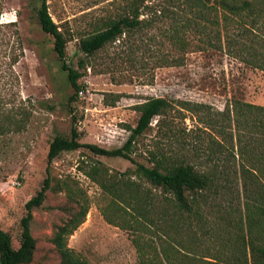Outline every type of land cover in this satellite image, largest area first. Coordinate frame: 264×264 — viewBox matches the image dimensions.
Returning a JSON list of instances; mask_svg holds the SVG:
<instances>
[{
  "label": "rangeland",
  "instance_id": "374dc122",
  "mask_svg": "<svg viewBox=\"0 0 264 264\" xmlns=\"http://www.w3.org/2000/svg\"><path fill=\"white\" fill-rule=\"evenodd\" d=\"M47 1L53 19L68 38L67 64L82 73L78 91L71 85L68 71L62 68L54 37L38 21L36 8L41 2L0 0V123L4 126L0 130V228L11 234L15 247L20 245L26 203L47 177L50 141L56 135L70 137L72 127L76 126L82 142L120 147L130 135L128 125L137 124L140 113L135 106L151 97L208 105V119L213 114L219 121L213 126L206 123L204 112L192 114L174 109L168 120L173 121L177 138L185 135L186 130L198 145L217 139L224 141L228 146L231 185L243 194L241 164H247L242 155L244 144L247 139L254 141L256 160L263 162L264 133L250 129V113L244 116L245 124L239 126L234 105L242 101L264 106V70L255 62L257 51H264V0H256L257 8L263 12L247 16L258 19L255 27L247 29V36H240V40L224 36L220 46H198L196 38L195 45L187 51L172 49L173 55L183 59L176 65L162 63L163 54L169 50L165 41L163 47L157 44L162 39L159 27L165 26L164 22L135 34L132 48L117 40L95 55L83 52L81 37L124 12L127 0ZM165 1L147 0L146 4ZM229 31L238 35L237 24L232 23ZM224 117L222 133L219 126ZM159 119L160 116L153 119L152 129L140 138L133 154L137 161L147 165L151 164L149 150H154L157 143H176L169 127L161 126ZM166 129L169 136L164 137ZM198 160L199 167H210L204 158ZM95 163H104L116 177L141 182L151 189L135 174L136 164L132 160L97 155L86 147L62 152L52 164L54 182L68 180L76 192L74 199L81 203L86 200L90 206L86 220L68 237V244L90 264H139L130 230L108 221L104 210L115 220L121 212L126 217L129 214L111 204L112 197L85 172ZM259 166L262 164H256L254 176L264 180ZM224 168L218 164L217 171ZM151 190L160 193L159 189ZM67 202L70 197L66 190L50 189L42 206L34 208L31 230L37 249L34 260L28 264H60L51 237L69 217ZM156 234L150 232L147 236L159 242Z\"/></svg>",
  "mask_w": 264,
  "mask_h": 264
},
{
  "label": "trees",
  "instance_id": "16d2710c",
  "mask_svg": "<svg viewBox=\"0 0 264 264\" xmlns=\"http://www.w3.org/2000/svg\"><path fill=\"white\" fill-rule=\"evenodd\" d=\"M39 1L40 6L36 8L38 21L42 29L54 37V49L62 61V68L68 71L69 81L78 91V79L82 73L67 64L68 38L53 19L48 1ZM146 1L127 0L124 12L81 37L83 52L88 56L95 55L107 44L117 40L122 46L132 48L135 34L157 22H164L165 26L159 27L163 40L157 44L163 47L166 42L169 50L163 54L162 63L181 64L183 59L173 55L172 49L187 51L195 45L196 38L198 46H220L218 44L224 36H230L231 40L232 35L233 40H240V36H247L250 26L255 27L258 23L257 17L249 18L248 14L263 12L262 8H257L256 0H166L165 4L159 2L157 5L146 4ZM142 7L148 10L144 11ZM145 14L147 16L142 17ZM232 23L237 24L238 35L229 31ZM153 40L156 41L157 36ZM256 55L257 66L264 70V51H257ZM234 106L239 126L245 124L244 116L250 113L253 115L250 129H259L264 133V106L242 101ZM135 107L140 113L137 124L128 125L130 135L120 147L105 148L97 143L82 142L76 126L72 127L70 137L56 135L50 141L47 177L41 189L26 203L27 212L21 220L19 247L14 246L11 234L0 228L2 264H28L34 260L37 239L31 230L33 211L35 207L42 206L50 189L57 192L66 190L70 197V202L66 203L69 217L56 227L51 237L59 253L60 264H90L68 244V237L86 220L90 206L86 200L81 203L74 199L76 192L68 180L56 179L54 182L52 174L55 158L64 151L83 147L97 155L132 160L136 164L134 172L138 178L149 183L151 189L160 190L159 194H155L141 182L116 177L109 173L104 163H95L85 170L112 197L111 204H116L129 214L126 217L121 212L115 220L104 210L108 221L130 230L139 253V264H264V180L261 176H254L257 163L262 164L259 168L261 173L264 172V153L263 162H257L252 148L254 141L244 138L246 142L242 155L247 164H241L244 180L242 194L231 185L226 151L228 146L224 141H203L198 145L197 140L186 130L185 135L177 138L171 125L173 121L168 120L174 109L182 112L187 110L192 114L204 112L206 123L213 126L219 121L213 114L208 119L207 104L151 97ZM156 116H160L161 126L169 127L176 143H167V146L157 143L154 150H149L151 164L147 165L137 161L133 154L140 138L152 129V121ZM225 122L224 117L219 126L222 133ZM1 126L0 123V130L4 128ZM163 136H169L167 129ZM238 139L241 141V136ZM261 143L264 144L263 140ZM200 158H204L210 167H199ZM218 164L225 168L217 171ZM122 174L125 176L127 172ZM150 232L157 233L159 242L147 236Z\"/></svg>",
  "mask_w": 264,
  "mask_h": 264
},
{
  "label": "water",
  "instance_id": "95a60500",
  "mask_svg": "<svg viewBox=\"0 0 264 264\" xmlns=\"http://www.w3.org/2000/svg\"><path fill=\"white\" fill-rule=\"evenodd\" d=\"M0 264H2V262H1V258H0Z\"/></svg>",
  "mask_w": 264,
  "mask_h": 264
},
{
  "label": "built area",
  "instance_id": "2783aa9c",
  "mask_svg": "<svg viewBox=\"0 0 264 264\" xmlns=\"http://www.w3.org/2000/svg\"><path fill=\"white\" fill-rule=\"evenodd\" d=\"M81 93H83V90H81Z\"/></svg>",
  "mask_w": 264,
  "mask_h": 264
}]
</instances>
